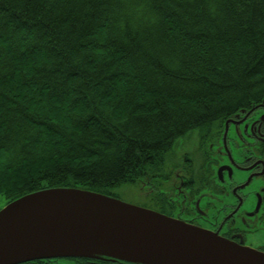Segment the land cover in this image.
I'll list each match as a JSON object with an SVG mask.
<instances>
[{
  "label": "trees",
  "instance_id": "obj_1",
  "mask_svg": "<svg viewBox=\"0 0 264 264\" xmlns=\"http://www.w3.org/2000/svg\"><path fill=\"white\" fill-rule=\"evenodd\" d=\"M261 103L264 0H0V208L60 186L118 197L177 138Z\"/></svg>",
  "mask_w": 264,
  "mask_h": 264
},
{
  "label": "water",
  "instance_id": "obj_2",
  "mask_svg": "<svg viewBox=\"0 0 264 264\" xmlns=\"http://www.w3.org/2000/svg\"><path fill=\"white\" fill-rule=\"evenodd\" d=\"M54 258L264 264V251L242 239L235 241L157 210L78 187L32 191L0 208V264Z\"/></svg>",
  "mask_w": 264,
  "mask_h": 264
},
{
  "label": "flooded vegetation",
  "instance_id": "obj_3",
  "mask_svg": "<svg viewBox=\"0 0 264 264\" xmlns=\"http://www.w3.org/2000/svg\"><path fill=\"white\" fill-rule=\"evenodd\" d=\"M184 135L178 159L166 157L158 170L144 176V206L244 243L248 231L264 226V103L225 119L215 129L200 127ZM237 170L245 172V178L236 179ZM159 193L165 194L166 203H158ZM249 195L254 202L245 209Z\"/></svg>",
  "mask_w": 264,
  "mask_h": 264
},
{
  "label": "rangeland",
  "instance_id": "obj_4",
  "mask_svg": "<svg viewBox=\"0 0 264 264\" xmlns=\"http://www.w3.org/2000/svg\"><path fill=\"white\" fill-rule=\"evenodd\" d=\"M190 133L191 131L189 132V134ZM186 136L187 135H183L176 139L175 143L173 144V147L171 148L170 152L167 154L168 158L169 156L171 157V161H175L176 159H178L177 156L180 154V151H181L180 141ZM192 143L195 144L194 141ZM182 148L184 147L182 146ZM192 159L194 160V158ZM234 177L239 180L243 179L245 178V172L237 170ZM138 185L139 184L137 183L136 184L135 183H123V184L117 185L116 187L112 188V192L113 194H116L120 199L126 202L137 204V205H143V206L148 205L147 201L143 199L140 186ZM247 188H249L250 190L252 186L250 185ZM213 200H217L216 197ZM253 202L254 201L251 198V195H249L244 204V208L247 209V208L252 207ZM244 244L247 246L256 248V249H261L262 246H264V226H261L260 228L252 230V231H248L247 238H245L244 240Z\"/></svg>",
  "mask_w": 264,
  "mask_h": 264
}]
</instances>
